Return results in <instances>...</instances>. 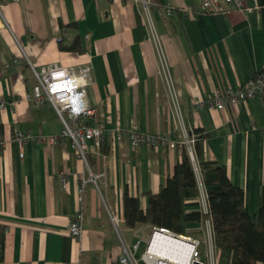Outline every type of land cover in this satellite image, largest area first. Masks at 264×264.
I'll return each mask as SVG.
<instances>
[{"label":"crops","instance_id":"1","mask_svg":"<svg viewBox=\"0 0 264 264\" xmlns=\"http://www.w3.org/2000/svg\"><path fill=\"white\" fill-rule=\"evenodd\" d=\"M201 1L150 0L147 13L136 0L0 2V264H117L121 239L129 247L139 242L137 253L144 250L156 226L127 227L123 196L137 197L146 210L147 194L165 185L181 149L133 147L127 136L118 137L121 129L176 141L185 132L199 136L196 130H201L206 135L203 158L225 166L230 182L244 191L247 212L257 215L264 188V92L224 110L197 109L192 103L218 89L235 91L264 69V0H245L255 7L250 12L177 15L169 24L161 13L166 4L182 8ZM147 16L173 91L164 79ZM60 42L70 48L61 49ZM15 56L36 70L51 63L91 67L87 99L104 128V157L90 154L89 162L105 179L101 194L91 182L84 186L79 238L69 234L68 226L81 204L79 177L87 175V168L65 138L53 144L27 142L20 157L12 140L16 132L48 137L59 135L63 124L51 105L35 107L28 101L36 77L28 64L15 65ZM62 170L66 188L60 182ZM195 177L199 186L201 178ZM194 201L197 205L185 211L201 212L199 188ZM112 218L119 221L118 230ZM205 219L185 224L181 235L201 238L196 230L205 239ZM200 253L204 256L205 250Z\"/></svg>","mask_w":264,"mask_h":264},{"label":"built area","instance_id":"2","mask_svg":"<svg viewBox=\"0 0 264 264\" xmlns=\"http://www.w3.org/2000/svg\"><path fill=\"white\" fill-rule=\"evenodd\" d=\"M3 0H0V2ZM19 1V0H12ZM148 12L150 0H136ZM254 6L245 4V0H202L195 5H187L182 8H175L171 5H164L162 7L164 17L167 21H171L177 15L196 17L198 14H215L226 13L230 9H237L243 12H250ZM148 19V31L152 40L155 42L156 49L160 58L162 73L164 79L171 91L172 79L169 72V66L163 55L161 45L158 42V37L152 20ZM60 39V38H59ZM22 56H15L13 63L15 65L28 64L35 77L36 83L32 86L31 93L27 95V99L35 107H42L44 105H51L55 110L57 116L63 124V129L59 135L48 137L35 138L30 134L16 132L13 135V141L20 148V157H23V147L27 142H40L46 144H53L59 138L69 139L76 156L82 160L87 168V175H80V187L78 190V200L81 203L78 210L75 212L72 220L68 226V232L73 238H79L82 231L83 221V207H82V193L86 183L91 182L100 191V183L104 182L105 174L103 172H93L90 167L89 155L101 156L103 126L99 123L98 112L91 107L87 99V87L91 83V67L89 65L74 67H65L57 63L41 67L36 70L33 65ZM264 92V75L252 76L244 81L240 87L235 90L218 89L208 99H197L193 101V107L197 109L224 110L228 107H235L243 100H247L254 95ZM3 103L0 102V109L3 108ZM118 137L127 136L130 139L131 145L136 147L144 144L150 147L154 146H168L171 148H185L188 152L189 158L192 162L196 175H199V168L195 159L193 146L196 142L197 136L192 132H185L183 138L179 141L170 139L168 137H160L151 135L150 133H141L137 131L118 130ZM4 144V139L0 135V148ZM104 157V155H102ZM200 176V175H199ZM60 182L63 188L67 185V172L62 170L60 172ZM199 193L201 202V213L205 216V240L201 241L199 238L184 236L174 233L165 228H153L151 237L147 242L144 250L140 254V260L143 264H149L147 256L150 251L153 239L158 235L169 236L172 241L170 244L162 242L163 246L169 247L175 256H179L186 261L179 264H219L218 253L214 244L211 221L209 216L208 204L206 200V193L204 187L199 180ZM115 228L118 230L120 223L118 220L112 218ZM202 242L205 243V254L201 256L200 246ZM140 248V243L137 242L132 247L126 245L121 239V251L117 257V264H139L135 255ZM215 254L217 256H215Z\"/></svg>","mask_w":264,"mask_h":264},{"label":"trees","instance_id":"3","mask_svg":"<svg viewBox=\"0 0 264 264\" xmlns=\"http://www.w3.org/2000/svg\"><path fill=\"white\" fill-rule=\"evenodd\" d=\"M161 13L163 10L161 8ZM164 16V14H163ZM165 18V17H164ZM166 20V19H165ZM167 24L170 21H167ZM61 49H69L60 42ZM264 75V69L253 76ZM194 144L195 159L199 175L205 187L214 244L218 253V263L255 264L264 262V188L261 205L252 217L244 205V191L233 185L224 165L205 160L202 142L205 133L200 130ZM195 171L185 148L180 151L173 174L157 194L148 193L146 210H141L137 197L123 196L124 222L129 228L139 223L165 228L182 233L185 224H196L205 216L198 210L185 211L187 206H195L198 186ZM3 231L0 230V260L3 250Z\"/></svg>","mask_w":264,"mask_h":264},{"label":"bare ground","instance_id":"4","mask_svg":"<svg viewBox=\"0 0 264 264\" xmlns=\"http://www.w3.org/2000/svg\"><path fill=\"white\" fill-rule=\"evenodd\" d=\"M170 241H172V239L169 236L161 234H158L153 239L149 254L147 256V261L149 264H179L186 261V257H183L184 259H182L179 256H175L170 249V246L168 248L163 246L162 242H167L165 244L169 245Z\"/></svg>","mask_w":264,"mask_h":264},{"label":"rangeland","instance_id":"5","mask_svg":"<svg viewBox=\"0 0 264 264\" xmlns=\"http://www.w3.org/2000/svg\"><path fill=\"white\" fill-rule=\"evenodd\" d=\"M195 234L197 235V236H199V237H201V238H199V239H202L203 241L205 240V239H203L202 237H203V233H198L196 230H195ZM202 234V235H201ZM150 239V238H149ZM149 241V240H148ZM200 251H202V250H205V247H204V244H201V246H200V249H199ZM140 254H141V252L139 253H137L136 255H135V258L137 259V262H139L140 264H143L142 262H141V260H140ZM215 256H217L216 254H215Z\"/></svg>","mask_w":264,"mask_h":264}]
</instances>
